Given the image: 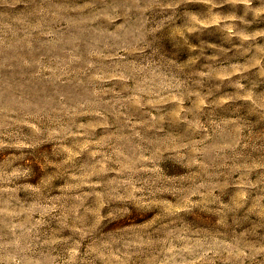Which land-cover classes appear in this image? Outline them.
I'll list each match as a JSON object with an SVG mask.
<instances>
[{"label": "rangeland", "instance_id": "obj_1", "mask_svg": "<svg viewBox=\"0 0 264 264\" xmlns=\"http://www.w3.org/2000/svg\"><path fill=\"white\" fill-rule=\"evenodd\" d=\"M0 264H264V0H0Z\"/></svg>", "mask_w": 264, "mask_h": 264}]
</instances>
